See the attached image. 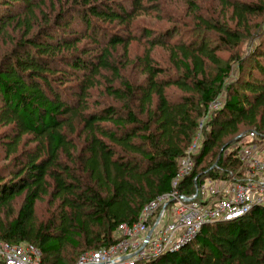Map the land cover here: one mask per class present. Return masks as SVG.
Returning a JSON list of instances; mask_svg holds the SVG:
<instances>
[{
  "label": "trees",
  "instance_id": "obj_1",
  "mask_svg": "<svg viewBox=\"0 0 264 264\" xmlns=\"http://www.w3.org/2000/svg\"><path fill=\"white\" fill-rule=\"evenodd\" d=\"M107 1L0 0V39L12 27L22 31L7 37L10 46L0 58V127L7 128L0 135V241L34 245L43 254L41 264H67V249L113 244L118 226L136 223L145 206L171 193L179 160L220 95L225 105L202 130L194 171L180 193L195 192V179L200 185L241 167L236 151L226 154L229 144L215 166L203 165L223 139L240 137L241 127L264 134V28L253 27L254 18L264 16V4L221 0L231 11L229 21L198 15L199 40L165 43L169 34L151 40L146 31L150 50L137 60L145 78L133 83L123 73L132 35L112 38L92 58L78 48L89 34H75L67 20L75 12L87 31H94L96 21L128 29L134 12ZM46 2L54 16L44 12ZM134 4V11L142 7L141 0ZM19 5L22 11L14 12ZM248 41L259 43L242 53ZM157 46L170 53L180 75L166 76L155 65L151 50ZM118 47L123 64L113 60ZM223 50L232 54L225 63ZM234 72L237 78L228 84ZM72 78V92H63ZM172 87L181 92L174 100ZM99 88L112 103L90 107L91 91ZM4 160L11 161L7 171ZM43 202L47 219L37 214ZM140 264H264V205L236 221L205 225L182 250Z\"/></svg>",
  "mask_w": 264,
  "mask_h": 264
},
{
  "label": "built area",
  "instance_id": "obj_2",
  "mask_svg": "<svg viewBox=\"0 0 264 264\" xmlns=\"http://www.w3.org/2000/svg\"><path fill=\"white\" fill-rule=\"evenodd\" d=\"M224 95L209 106L205 120L222 109ZM205 123V122H204ZM204 123L199 125L186 156L179 160L173 190L155 198L141 211L139 220L118 226L115 242L82 255L77 264H140L182 250L196 239L205 225L236 221L264 205V134L251 130L241 136L236 158L241 165L224 178H207L196 191H178L194 171V156L200 150ZM42 252L32 244L0 241L3 264H41Z\"/></svg>",
  "mask_w": 264,
  "mask_h": 264
},
{
  "label": "rangeland",
  "instance_id": "obj_3",
  "mask_svg": "<svg viewBox=\"0 0 264 264\" xmlns=\"http://www.w3.org/2000/svg\"><path fill=\"white\" fill-rule=\"evenodd\" d=\"M107 1V0H106ZM231 1V0H230ZM232 1H240V2H251L255 4H264V0H232ZM110 4H114L113 6L117 9L120 7H124L125 10H128L129 12H134V18L133 22L129 28H124L125 26L118 24H109L107 22H101L97 23L95 22L94 31L91 29L90 31H87L85 28V24L83 21H81L80 15L78 13L73 12L74 14H68L67 20L73 22L72 23V30L75 32V34L85 35L89 34L88 36L83 39L79 45L78 48L81 51H86L89 56L94 58L97 55H99V52H101L102 48H105L109 42L114 37H121L127 39L131 35L134 37V40L129 46V61L130 64H125L127 67L124 70V75L129 78V80L133 83L135 82H141L145 76L141 73L142 69H140V64L138 63V58L144 57L145 54L150 50L149 42H151L152 39L156 38H163L162 35L166 36L167 34L172 35L171 40H168L169 35L165 38V43H178L183 41H190V40H199L201 38L200 34L202 29H199L197 31V28H199V23L197 22V16L201 15L213 22L219 21L223 18L225 20L230 17L231 11H227L226 8H224L221 0H141L142 7L137 9V11H134L136 6L134 4L135 0H108ZM190 2H195L193 5L190 4ZM53 3V2H52ZM65 3H67L65 1ZM53 4H50L49 2H46L44 7V12L50 13L53 8ZM68 6V3L66 4ZM14 12H21L23 9V5L15 6ZM60 9V8H59ZM226 9V10H225ZM53 12V11H52ZM51 12V13H52ZM1 13V12H0ZM56 12L52 13V16L55 15ZM41 16V15H39ZM254 24L253 27L259 23H263L264 28V16H260L257 18H254ZM94 21V20H93ZM231 26L233 24L230 23ZM16 30V29H15ZM146 31L151 32V40H149L148 37H145ZM20 31L15 32L14 28L9 29L8 34H4V37L0 39V58L2 55H4V52L7 48H9L10 40H8L9 37L16 38L20 34ZM8 37V38H7ZM9 42V43H8ZM211 46L215 47V41L210 40ZM258 41H255L253 43L245 42L241 48L242 53L248 54L251 49L258 45ZM3 50V52H1ZM152 52V59L156 66L166 69L168 75L172 76H178L180 73L176 72L174 68H172V65L170 63V53L166 51L165 49L157 46ZM231 53L228 51H221L219 53V56L221 60L225 63L228 62L231 58ZM117 64L120 62L123 64L125 62L124 59V53L123 48L118 47L117 51L115 52L114 59ZM217 68H209V71L211 73H217ZM233 73V75L227 79V83L231 84L233 80L237 78V75ZM70 83L62 89L64 92L65 89L68 90L69 93L72 92V84L75 86L76 80L74 78L71 79ZM75 80V81H74ZM117 86V85H116ZM103 88L95 89L91 91V98L88 99V103L90 107H96L97 104H102L103 100L109 103H112L110 98L105 97L104 93L102 92ZM168 93L171 95L172 99H177L178 96L181 95V92L177 90L176 88L172 87L168 90ZM66 98H69L68 94L65 95ZM95 102V103H94ZM75 103V101H74ZM76 105V103H75ZM210 118V117H209ZM205 118L201 120V123H204V127H206L208 120L204 121ZM76 124L78 125V121L76 120ZM204 129V128H203ZM209 128H206L208 130ZM7 128L0 127V135L2 133H5ZM248 129H243L241 127V136H246L248 134ZM199 133V132H198ZM240 136V137H241ZM238 136H229L222 140V142H219L218 145H216L213 148L212 153L209 155V157L206 159L204 166H215L216 162L218 161L219 157L221 156L222 152L224 151L225 145L229 144L230 149L226 151V154H232L236 151L237 143H238ZM2 145V139L0 138V146ZM33 146V145H32ZM30 146V147H32ZM1 148V147H0ZM22 149V147H21ZM2 157L4 158L5 154L3 152H0ZM11 161L10 160H4L2 162V169L5 171L8 170V167L10 166ZM5 177L9 176V173L5 172ZM38 218L47 219L50 215L48 214V207L47 203L43 202L39 206L38 209ZM92 250V249H91ZM91 250H72L67 249L64 253V257L66 259L67 264H77L79 258L84 255L87 252H90ZM72 261H75V263H72Z\"/></svg>",
  "mask_w": 264,
  "mask_h": 264
},
{
  "label": "water",
  "instance_id": "obj_4",
  "mask_svg": "<svg viewBox=\"0 0 264 264\" xmlns=\"http://www.w3.org/2000/svg\"><path fill=\"white\" fill-rule=\"evenodd\" d=\"M241 137L238 138V140L240 139Z\"/></svg>",
  "mask_w": 264,
  "mask_h": 264
}]
</instances>
